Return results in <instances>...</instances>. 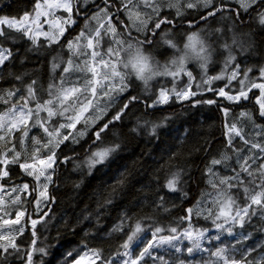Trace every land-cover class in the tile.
Returning a JSON list of instances; mask_svg holds the SVG:
<instances>
[{
    "label": "snow or ice",
    "instance_id": "snow-or-ice-1",
    "mask_svg": "<svg viewBox=\"0 0 264 264\" xmlns=\"http://www.w3.org/2000/svg\"><path fill=\"white\" fill-rule=\"evenodd\" d=\"M0 105V264H264V0H31Z\"/></svg>",
    "mask_w": 264,
    "mask_h": 264
},
{
    "label": "trees",
    "instance_id": "trees-1",
    "mask_svg": "<svg viewBox=\"0 0 264 264\" xmlns=\"http://www.w3.org/2000/svg\"><path fill=\"white\" fill-rule=\"evenodd\" d=\"M31 0H0V14H18L20 11L29 8L30 7ZM180 48L183 47L182 44L178 45ZM156 52L158 49H155ZM258 58V57H257ZM2 107V105H0ZM208 117H211L213 113H206ZM206 125L208 123H212L211 120L205 122ZM219 128V123L216 122L213 125V128L208 129L209 131H215ZM218 134V133H217ZM146 149V144L143 142L142 138L138 139H132L129 138V142L127 145V151L123 153L125 159L129 164H131V160L133 158H136L139 156L142 150ZM124 161H121L123 163ZM99 183V177L98 176H92L86 178L85 184L82 186L80 190V194L78 197H76L77 201L81 204L83 203H90V200L88 199L91 195L92 189L96 187ZM70 192V186L69 187H63L58 193V200L63 201V203L60 205L58 209H55L58 212H63L67 210L68 212H72L74 209L69 208L68 205L70 201L65 200V196Z\"/></svg>",
    "mask_w": 264,
    "mask_h": 264
},
{
    "label": "rangeland",
    "instance_id": "rangeland-1",
    "mask_svg": "<svg viewBox=\"0 0 264 264\" xmlns=\"http://www.w3.org/2000/svg\"><path fill=\"white\" fill-rule=\"evenodd\" d=\"M156 49H158V51L156 52V50L152 51V52H145V55H150V56H154L156 60H158L160 62V65H163L166 60H170L171 59V54H170V50H166L164 48H160L157 47ZM189 63L195 64V61H189ZM127 71L132 74L133 78H134V73H132L131 68L127 69Z\"/></svg>",
    "mask_w": 264,
    "mask_h": 264
}]
</instances>
